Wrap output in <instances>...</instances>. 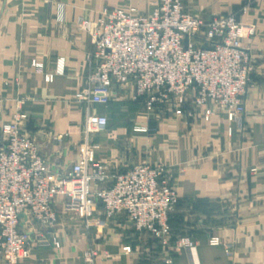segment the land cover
I'll list each match as a JSON object with an SVG mask.
<instances>
[{
  "label": "crops",
  "instance_id": "crops-1",
  "mask_svg": "<svg viewBox=\"0 0 264 264\" xmlns=\"http://www.w3.org/2000/svg\"><path fill=\"white\" fill-rule=\"evenodd\" d=\"M155 2L0 0L1 120L8 119L20 100L29 116L24 132L38 139L55 172L64 173L77 159L88 116L75 97L94 41L78 23H95L116 9L148 15ZM182 2L188 13L206 22L235 15L257 30L243 42L254 73L243 98L242 128L225 112L206 119L205 109L194 107L148 116L140 103L131 101L129 89L116 87L108 107L91 108L109 119L107 131L93 139L100 147L96 159L118 172L142 163L166 166L180 201L170 219L173 237H188L196 246L193 257L182 250L172 264H264V0ZM244 7L249 8L245 13ZM34 63L43 65L42 72ZM48 75L53 82L46 81ZM57 211L60 223L53 234L21 264H91L85 257L90 250L97 252L92 264H164L158 242L136 232L123 215L87 229L60 206ZM95 218L105 219L100 210ZM213 238L221 244L210 245Z\"/></svg>",
  "mask_w": 264,
  "mask_h": 264
},
{
  "label": "built area",
  "instance_id": "built-area-1",
  "mask_svg": "<svg viewBox=\"0 0 264 264\" xmlns=\"http://www.w3.org/2000/svg\"><path fill=\"white\" fill-rule=\"evenodd\" d=\"M155 4L148 15L116 9L95 23H78L94 41L86 56L84 84L75 97L88 116L78 157L64 173L51 168L38 139L24 132L29 116L22 102L16 101L8 119L1 120L5 100L0 98V264L29 260L34 247L59 225V206L87 229L125 216L136 232L158 242L164 264H172L182 250L193 257V241L173 237L170 219L180 201L166 166L142 163L118 172L99 162L100 147L93 139L107 131L109 119L91 108L108 107L117 87L129 89L131 101L140 103L148 116L194 107L205 109L206 119L225 112L242 128L243 98L254 73L243 42L257 30L235 15L206 22L188 13L182 0ZM34 68L42 72L43 65L34 63ZM53 79L46 76L48 83ZM98 210L104 220L95 218ZM52 241L59 249L56 236ZM220 244L219 238L210 240L212 246ZM95 256L96 251H88L86 261L92 264Z\"/></svg>",
  "mask_w": 264,
  "mask_h": 264
},
{
  "label": "water",
  "instance_id": "water-1",
  "mask_svg": "<svg viewBox=\"0 0 264 264\" xmlns=\"http://www.w3.org/2000/svg\"><path fill=\"white\" fill-rule=\"evenodd\" d=\"M185 45L187 46L188 45V39H186L185 41ZM204 49H208L207 47H204Z\"/></svg>",
  "mask_w": 264,
  "mask_h": 264
},
{
  "label": "rangeland",
  "instance_id": "rangeland-1",
  "mask_svg": "<svg viewBox=\"0 0 264 264\" xmlns=\"http://www.w3.org/2000/svg\"><path fill=\"white\" fill-rule=\"evenodd\" d=\"M157 250H158V249H157ZM153 257H154V255H153V256H151V259H150L151 261H154V258H153Z\"/></svg>",
  "mask_w": 264,
  "mask_h": 264
}]
</instances>
